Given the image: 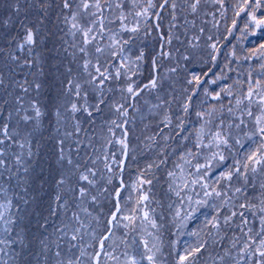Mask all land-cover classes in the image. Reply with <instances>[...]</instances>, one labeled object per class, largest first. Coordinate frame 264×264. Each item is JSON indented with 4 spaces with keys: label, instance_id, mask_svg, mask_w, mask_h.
I'll return each instance as SVG.
<instances>
[{
    "label": "trees",
    "instance_id": "trees-1",
    "mask_svg": "<svg viewBox=\"0 0 264 264\" xmlns=\"http://www.w3.org/2000/svg\"><path fill=\"white\" fill-rule=\"evenodd\" d=\"M262 21L0 0V264H264Z\"/></svg>",
    "mask_w": 264,
    "mask_h": 264
},
{
    "label": "snow or ice",
    "instance_id": "snow-or-ice-1",
    "mask_svg": "<svg viewBox=\"0 0 264 264\" xmlns=\"http://www.w3.org/2000/svg\"><path fill=\"white\" fill-rule=\"evenodd\" d=\"M67 6H68V5H67V3H66V4H65V7H67ZM88 7H89L88 4H84V8H88ZM261 23H264V21H262ZM73 27H75V25H74ZM89 31H91V29H90ZM87 35H88V34L85 33V36H87ZM27 40H28V42H32L33 37H32L31 34L28 35ZM86 42H87V41H86ZM81 51H83V49H81ZM97 51H100V49H97ZM96 71L100 74L101 77L104 76V73H101L100 70H99V68H96ZM128 91H129V92H132V88L129 87V88H128ZM75 108H76V105H73V109H74V110H75ZM39 114H40V113H39V111L37 110V115H39ZM81 178L84 179V180H87V176H83V177H81ZM145 199H146V197H145ZM262 255H264V253H262ZM149 259H151V257H149Z\"/></svg>",
    "mask_w": 264,
    "mask_h": 264
},
{
    "label": "rangeland",
    "instance_id": "rangeland-1",
    "mask_svg": "<svg viewBox=\"0 0 264 264\" xmlns=\"http://www.w3.org/2000/svg\"><path fill=\"white\" fill-rule=\"evenodd\" d=\"M163 52H164V47H162V46L160 45V50H159V52H158V58H157V60L159 59V57H161V56L163 55Z\"/></svg>",
    "mask_w": 264,
    "mask_h": 264
},
{
    "label": "water",
    "instance_id": "water-1",
    "mask_svg": "<svg viewBox=\"0 0 264 264\" xmlns=\"http://www.w3.org/2000/svg\"><path fill=\"white\" fill-rule=\"evenodd\" d=\"M153 81V80H152ZM138 92V90L135 92V93H137ZM125 145L127 146V142H125ZM102 246V245H101ZM100 246V247H101ZM99 254V252L97 253V255ZM97 262V256H96V258H95V263Z\"/></svg>",
    "mask_w": 264,
    "mask_h": 264
}]
</instances>
